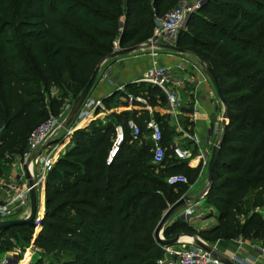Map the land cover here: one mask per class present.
<instances>
[{
	"label": "trees",
	"instance_id": "obj_1",
	"mask_svg": "<svg viewBox=\"0 0 264 264\" xmlns=\"http://www.w3.org/2000/svg\"><path fill=\"white\" fill-rule=\"evenodd\" d=\"M169 2L0 0V175L9 167L4 158L22 157L28 135L46 114L31 90L37 74L29 55L36 60L41 87L59 91L47 104L56 114L67 95L79 93L95 65L110 54L116 37L123 47L151 33L154 18ZM259 24H264V0H205L175 38L178 49L193 47L204 54L194 56L214 74L228 123L203 197L215 225L195 231L184 220H175L164 228L165 240L177 234L203 239L239 235L264 242V216L257 212L264 205V109L253 108L264 104V51L241 39ZM75 29L89 33L92 40ZM143 87L148 88L150 106H163L165 98L157 88L126 84L124 90L142 95ZM152 119L159 124L164 149L158 165L151 163L149 138L132 142L125 129L131 120L146 133L148 118L142 113H110L102 123L96 120L74 131L70 145L45 176L43 211L34 227L38 231L18 226L0 232V254L11 239L20 238L31 240L42 255L64 254L58 264H156L162 251L153 228L186 188L169 186L166 178L181 175L192 184L197 170L172 158L171 133L159 115ZM116 125L124 126V138L106 164Z\"/></svg>",
	"mask_w": 264,
	"mask_h": 264
},
{
	"label": "built area",
	"instance_id": "obj_2",
	"mask_svg": "<svg viewBox=\"0 0 264 264\" xmlns=\"http://www.w3.org/2000/svg\"><path fill=\"white\" fill-rule=\"evenodd\" d=\"M202 1L203 0H182L179 6L164 14L159 21L158 27L153 30L150 48H148L151 57H154V59L151 60L149 67L134 81V84H145L157 88L164 95L168 116L172 117L173 120H175L180 108V99L176 91L171 88L177 85V80H173L167 68L158 65L155 60L158 54L156 50L158 49L154 48L153 45H173L174 43H171V39H175L178 29L190 14L198 10L203 3ZM115 49L114 47V50ZM191 69L201 73L198 66H191ZM107 73V69L100 73L101 80L106 78ZM115 91L121 94L119 95L120 101L122 104H125L128 109L134 104H137L138 106L142 105L143 109L147 112H151L149 105L141 95L127 93L123 87H116ZM108 114L109 109L104 107L101 100L93 99L88 95L81 103L73 120L67 127L63 128L61 126L64 118L59 119L58 117H50L33 129L26 139V151L20 158L18 167L19 173L15 174L16 179L3 185L5 199L0 202V221L23 219L28 214L29 187L24 168H26V171L32 178L36 190L43 184L46 174L51 170L55 161L63 155L66 147L70 145L73 132L87 127L91 122L96 120H100L102 123L105 116ZM125 129L127 130L130 141H140V137H142L140 129L133 121L128 120L125 123ZM144 129L147 138H149L152 143L151 163L158 165L162 162L164 156V149L159 145L161 139L159 124L154 119L150 118L145 122ZM123 138L124 126H114L111 147L108 150L105 160L106 164H109L113 159ZM35 152H37L36 155L27 163L28 158ZM170 155L178 162H186L191 157L188 148H185L180 142L170 146ZM195 157L199 161L198 167L200 171L205 170L209 153L205 155L203 152L198 151ZM34 165L38 167L36 172L33 170ZM166 184L169 186L186 184V178L181 175H172L166 178ZM36 214L37 217L42 215L40 212ZM181 215L184 218L189 217L190 207L183 210ZM184 239L183 242L179 240L174 246L164 247L162 258H159L156 264H222L218 258L213 257L200 247L194 245L189 238ZM228 260L236 264L233 260ZM0 264H8V258L0 256Z\"/></svg>",
	"mask_w": 264,
	"mask_h": 264
},
{
	"label": "rangeland",
	"instance_id": "obj_3",
	"mask_svg": "<svg viewBox=\"0 0 264 264\" xmlns=\"http://www.w3.org/2000/svg\"><path fill=\"white\" fill-rule=\"evenodd\" d=\"M181 1L182 0H170L169 4L161 9L159 15L154 18V23H153V28H152L151 33H148L145 36L136 38V39L128 42L123 47L118 46V39L116 37L114 42H112V45H111L112 48H111L110 54L115 52V50L117 51L121 48H128V47H133V46H139L141 48L139 50L133 52V53H130V55H133L136 53L137 54L145 53L146 51L149 52L150 50H147V49L149 48L148 46H150V41L152 40L153 30L158 27L159 21L162 19L164 14L169 12L170 10L176 8L177 6H179ZM204 1L205 0H203L202 2H204ZM120 20H121V18H120ZM184 23L178 29L176 37H177L179 32L184 30ZM75 31L77 34L82 35L85 39L92 40L91 35L89 33L83 32L79 29H75ZM259 37L261 38V40L259 39ZM241 39L244 42L250 43L252 46L258 47L259 50L262 49L264 51V24L256 25L251 31L243 33L241 35ZM174 41H175V39H171L172 44L174 43ZM197 42H199V41H197ZM114 47L116 48L115 50H114ZM182 50H183V53H180V54H173V53L165 52L162 50H156V52L160 53L161 58H163V57L166 58L167 55H170L173 58L175 57V61H177V60L180 61L179 67L183 68V70L187 69V70L194 71L193 69H191V66H196V67L198 66V62L196 61L194 55L201 53L202 56H204V54L202 52H200L199 49H196L193 47L182 48ZM249 50L254 51V49H252V48H250ZM124 56H121V57H124ZM126 57H127V55H126ZM112 60L113 59L105 61L101 65L100 68H103L106 64L110 63ZM35 61H36L35 58H33V56L29 55V64L33 67L34 71L37 74V78H35V80H34L35 84L31 90H32L33 94L35 96H37V99L39 100L40 109L45 111L46 114L44 115V117L41 120H39L34 125L33 129H35L39 124H41L42 122H44L45 120H47L50 117H58L59 119L65 118L66 114L68 113V111L72 105V102L74 101L76 96L79 94V93H76L75 95H73V94L69 93L67 95V98L63 101L62 106L59 109V111L56 114H51L47 108L48 101L51 100L52 98H56L59 91L57 90V88H53V87L46 89V90L41 87V84L38 81L39 71L36 67ZM161 63H158V65L163 67V63L162 64ZM171 70L173 72L170 70L169 71L173 75H176L175 74L176 70L173 68ZM39 76L41 78L40 74H39ZM183 87L186 90L185 95H184V91H183L184 89H182V88H180V89H182L181 94H178L177 92L176 93H177V96L179 97V99L181 98L180 95H182L184 97V101H185V103H184L185 107L184 108H185V110L188 111L190 109L189 108L190 104L187 101V97H188V94H190L189 91L192 90V88L190 85H188V87H185V86H183ZM141 90H143V92H141V93H143L141 95V97L143 96L142 98L146 99L147 98L146 91L148 90V88L143 87V88H141ZM192 92L194 94L193 90H192ZM241 94H243V93H241ZM241 94L231 95L230 98H237ZM116 96H119V93L115 94V98L113 99L114 102H115ZM212 99H211L212 105L214 104L213 106H216L217 110H215V112L213 113L214 114L213 119L210 120V124L208 126V136H204L203 138H201L200 140L202 142L199 143L200 147H201V152H203L205 155H207L209 153L211 146H213L212 143L214 142V140H216V141L218 140L219 135H220V130H219L220 123L222 122L223 108L217 99H214L213 97H212ZM256 100H258V98H256ZM245 107H246V105H245ZM245 107H243V108H245ZM253 108H254V110L261 109V108L264 109V104L253 106ZM242 109L239 112L240 117L243 115ZM159 116L162 118V122H164L165 113L163 112V113L159 114ZM250 116H252V114H250ZM152 117H154L153 114H152ZM188 120L189 119H188L187 115H184L183 117H177L176 118L175 124H172V126L175 128V132L173 131V129L172 130L167 129L168 132L171 133L169 136L170 140L175 139V140L179 141L181 144L192 143L194 137L191 133V125H190ZM225 122H226V124L228 123L227 118H226ZM194 155H195V153L191 152L190 158L192 159V157H194ZM4 160L6 161V166H9V167H8V170L1 171L2 173L0 175V178L4 177L6 182L13 181L15 179V174L19 173L18 167H19L20 160H19L18 156L17 157L6 156L4 158ZM4 160H3V162H4ZM37 168L38 167L34 165L33 170L36 172V170H38ZM196 170H197V176H198V174H203V173L205 174V170L200 171L199 167ZM6 177H8V178L6 179ZM204 177H205V175H204ZM184 185L186 188L180 197H187L188 200L192 202V204L189 206L190 212H191V215H190L191 217L189 216L183 220L187 224H190L195 220L193 225H190L195 231H199L198 228H200V227L205 228V229L211 228L213 222H212V220L209 219L210 218L209 213L211 212L212 209L209 207H206L204 205L203 197L205 194L199 199L195 198L198 195L199 191H201L203 189V186L205 185V181L203 180L201 183H198L197 185L195 182L192 184L186 183ZM196 199H197V201H196ZM37 211L42 213L43 205H42V208H41V205H40V208L38 206ZM257 212L260 213L262 216H264V205L261 206L260 208H258ZM180 214L181 213H179V215L175 216L172 221L182 220L179 217ZM239 219H242V218L240 217ZM37 231H38V228L37 229L34 228L33 232H37ZM194 236L197 237L204 244L211 247L217 253L219 252L218 254L225 257L226 259L233 260L234 263H236V264H264V242H261L258 239H254L251 237L243 238L239 235H236V236H234L232 238H228V239L227 238L226 239H215V238L203 239V238L199 237L198 235H194ZM184 238H186V237L182 236L180 241L183 242L185 240ZM11 241L12 242L10 243V246L8 247V249H5L0 254L1 256L8 258V264H34L36 261H40L41 264H58V263H61L66 257L64 254L42 255V254H40V251L33 245V242L31 240L28 242H25V241L21 240L20 238H16V239H11ZM159 248L163 254L164 247L159 246ZM160 258H162V256Z\"/></svg>",
	"mask_w": 264,
	"mask_h": 264
},
{
	"label": "crops",
	"instance_id": "obj_4",
	"mask_svg": "<svg viewBox=\"0 0 264 264\" xmlns=\"http://www.w3.org/2000/svg\"><path fill=\"white\" fill-rule=\"evenodd\" d=\"M148 50V49H147ZM157 56L155 57V60L158 63H163V67L167 68L168 70L172 71L171 69H175V74L173 75L171 73V77L173 80H177V85L172 86L178 94H181V90L184 89L183 86L188 87V85L191 86L192 90L194 91V94L192 90L189 91L190 94H188L187 101L190 104V112L186 113L185 106H184V97L182 95L180 98V108H179V113L176 115L177 117H183L184 115L188 116V121L191 125V133L194 137L192 143H185L182 144L185 148H188V150L195 155L197 154L198 151L201 152V147H200V142H202L200 139L203 138L204 136H208V126L210 124V120L213 119V113L215 110H217L216 106L212 105V97L216 99L215 94L213 92V89L207 80V78L202 75V73L195 72L192 70H183V68L179 67L180 66V61H175V57L173 58L170 55H167V57L161 58V55L159 52H157ZM129 55V56H128ZM127 57L126 55L124 57H117L113 59L110 63L106 64L103 68H100L95 82L90 89V92L88 95L93 98V99H99L102 101L103 105L105 108L109 109V114L110 113H119V112H130L134 113L136 115L142 113L144 114L148 119L153 118L154 115H159L161 113H165V118L164 122L165 125L168 129H173L175 132V128L172 126V124H175V120L172 119V117L168 116L166 107H165V102L163 106L157 105V106H150L148 103V100L143 98L147 104L150 107L151 112H147L145 109H143V106H138L137 104H134L131 108L128 109V107L125 104H122L120 101L119 96H116L115 102L113 99L115 98V91L116 87H123L126 84H134V81L136 78L146 69L149 67L150 62L154 57H151L150 52L146 51L145 53H140V54H133L130 55L128 54ZM161 63V64H162ZM199 66V65H198ZM108 70V73L106 75V78L101 80L100 73L104 70ZM185 71V72H184ZM201 71V70H200ZM173 72V71H172ZM182 72V73H181ZM185 77V78H184ZM182 88V89H180ZM178 90V91H177ZM184 95L186 93V90L184 89ZM114 94V95H113ZM87 95V96H88ZM109 99L105 104L103 102L104 99ZM143 97V96H142ZM213 100V99H212ZM162 107V108H161ZM162 109V110H161ZM108 114V115H109ZM107 115V116H108ZM106 117V116H105ZM170 131V130H169ZM141 138H146L147 134H141ZM213 141V140H212ZM216 140L212 143V145L215 143ZM179 141L172 139L170 140L169 143V149L170 146L173 144L177 143ZM212 147V146H211ZM67 148V147H66ZM210 152V151H209ZM204 154V153H203ZM190 158L188 161L185 162L186 166L190 169H197L198 168V160L195 157ZM20 160V159H19ZM203 174H198L197 179L195 180L196 185L198 183H201L203 180L205 181L206 186V177H204ZM8 177H6L7 179ZM16 179V177H15ZM7 183L5 178L2 177L0 178V202H2L5 199V191L3 188V185ZM195 186V185H194ZM192 189V188H191ZM199 191L198 195L195 198H199L200 194L203 191ZM36 203L37 206L43 205V184L36 189ZM191 215V212H190ZM189 215V216H190ZM191 217V216H190ZM193 218V217H192ZM212 220L213 224L212 226L215 225V219L213 217L209 218ZM195 221V220H194ZM194 221L190 223L189 225H193ZM205 228H198V230H204ZM219 253V252H218ZM1 256V255H0Z\"/></svg>",
	"mask_w": 264,
	"mask_h": 264
},
{
	"label": "water",
	"instance_id": "obj_5",
	"mask_svg": "<svg viewBox=\"0 0 264 264\" xmlns=\"http://www.w3.org/2000/svg\"><path fill=\"white\" fill-rule=\"evenodd\" d=\"M153 47L158 49V50H162V51L173 53V54L183 53V50L178 49L177 47L174 46V44L173 45L154 44ZM140 48L141 47H139V46L121 48V49H119V50H117L111 54L104 56L102 59L99 60V62L95 65L94 69L92 70L88 80L86 81V83L84 84V86L80 90L79 94L76 96V98L72 102V105H71L68 113L66 114L65 118L63 119V121L61 123V126L63 128L67 127L69 125V123L73 120V118H74L77 110L79 109L81 103L83 102V100L86 98V96L90 92V89L92 88V86L95 82L96 76L100 70L101 65L105 61H108V60H111V59H114V58H117L120 56L128 55L130 53H133V52L139 50ZM198 65H199V68L201 70L202 75H204L207 78V80L209 81V83L213 89V92L215 94L216 99L219 101V103L221 104V106L223 108L222 122L220 123V128H219L220 135H219L218 140L213 144V146L211 147L210 152H209V158H208V162H207V165L205 168L206 186H205L203 192L199 196V198H201L206 193V191H207V189L211 183V180H212L213 169H214V166H215V163H216V160L218 157V153L220 150V145H221V133L224 129V126L226 125L225 120L227 117H226V103H225V101L221 95L220 88H219V85H218L216 78L214 77V74L212 73V71L208 67L204 66L202 63H199ZM37 152L31 154V156L27 160V163L32 160V158L36 155ZM24 171H25V175H26V179H27V184L29 187L28 214L23 219H12V220L0 221V232L5 231L9 228L18 227V226H29V227L34 228L41 218V216L40 217L36 216L37 215L36 213L38 212L37 211L38 206L36 203V190L34 187V182H33L32 178L29 176L28 172L26 171V168H24ZM196 201H197V199H196ZM191 204H192V202L189 201L187 197H180L173 204H171L170 206H168L166 208V210L161 214V216H160L158 222L156 223V225L153 229V232H152L153 239H154L155 243L160 247H171V246L176 245L178 243V241L180 240V238H182V236H185L186 238H189L194 245L200 247L201 249H203L204 251H206L207 253H209L213 257L218 258L222 264H233L228 259H226L225 257L218 254L211 247L204 244L197 237H195L193 235L177 234L169 240H165L162 237V232H163L164 228L173 220V218L175 216L179 215V213H181L183 210L187 209ZM179 217L182 220L185 219L181 214Z\"/></svg>",
	"mask_w": 264,
	"mask_h": 264
},
{
	"label": "bare ground",
	"instance_id": "obj_6",
	"mask_svg": "<svg viewBox=\"0 0 264 264\" xmlns=\"http://www.w3.org/2000/svg\"><path fill=\"white\" fill-rule=\"evenodd\" d=\"M150 48V47H149ZM149 50V49H148ZM29 170H30V167H29Z\"/></svg>",
	"mask_w": 264,
	"mask_h": 264
}]
</instances>
